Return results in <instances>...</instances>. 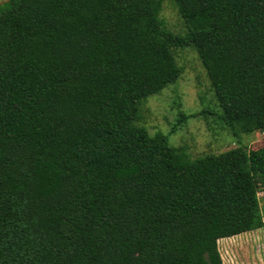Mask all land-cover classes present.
I'll use <instances>...</instances> for the list:
<instances>
[{
	"label": "trees",
	"instance_id": "trees-1",
	"mask_svg": "<svg viewBox=\"0 0 264 264\" xmlns=\"http://www.w3.org/2000/svg\"><path fill=\"white\" fill-rule=\"evenodd\" d=\"M0 4V264H222L262 228L264 144L191 157L139 107L191 47L230 131H264V0ZM185 116L180 114V120Z\"/></svg>",
	"mask_w": 264,
	"mask_h": 264
},
{
	"label": "rangeland",
	"instance_id": "rangeland-1",
	"mask_svg": "<svg viewBox=\"0 0 264 264\" xmlns=\"http://www.w3.org/2000/svg\"><path fill=\"white\" fill-rule=\"evenodd\" d=\"M4 0H0V4ZM160 17L167 29L180 35L183 24L169 0H162ZM172 53L181 72L176 81L151 94L139 107L138 123L149 134H168L174 146H184L191 156L217 153L236 145L247 150L264 144V131L249 133L230 131L219 119L213 91L195 51L189 46L173 47ZM180 114L184 119L180 120ZM260 206L262 191L257 192ZM222 264H264V231L262 228L217 239Z\"/></svg>",
	"mask_w": 264,
	"mask_h": 264
}]
</instances>
